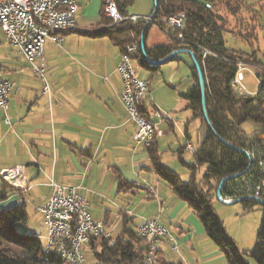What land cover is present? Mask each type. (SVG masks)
<instances>
[{
    "label": "crops",
    "instance_id": "obj_1",
    "mask_svg": "<svg viewBox=\"0 0 264 264\" xmlns=\"http://www.w3.org/2000/svg\"><path fill=\"white\" fill-rule=\"evenodd\" d=\"M76 2L75 30L63 35L61 47L51 42L44 46L49 94L43 93V83L16 53L11 59L1 55L0 81L10 82L13 88L6 111H0V171L23 166L31 189L20 195L18 190L9 186L13 192L7 200L0 202V207L24 206L27 213L29 205L40 217L42 227L36 208L48 200L51 194L49 185L56 182L80 187L92 217L104 223L110 231L119 226L122 230L136 231L145 220L157 216L158 221L170 230L172 223L177 224L176 218L167 216L164 208L158 215L157 201L147 195L149 187L155 189L161 204H164L161 196L167 195L169 199L175 198L172 209L179 202L190 208L156 176L147 149H132L135 127L127 121L119 99L121 81L115 72L120 51L107 37L89 36L103 27L104 0ZM259 6L264 9V1ZM255 33L253 44L256 49L264 51V12L261 26L255 29ZM3 44L0 38V46ZM243 49L249 50L247 47ZM133 63L137 76L149 83V93L142 107L150 112L148 115L157 125L158 132L165 128L173 130V114L163 118L150 95L153 77L159 73L162 64L150 65L155 67L148 70L142 68L135 57ZM140 70L150 76H140ZM154 111L160 118L151 116ZM173 113L176 116V112ZM4 116L8 117L10 125L4 123ZM196 121L200 129V121ZM160 133L154 139L159 157L162 154L158 137L166 134ZM186 133L182 151L186 150V145L192 146ZM133 202H137L136 207ZM132 206L133 210H130ZM144 210L146 213L142 214ZM114 216L120 220L118 223L112 222ZM189 220L190 217L177 224L179 239L176 240L181 248L185 246L198 256V247L209 239L205 231L196 226V221L190 220L195 222L193 229L189 226L184 229L183 223ZM133 224L134 228H129ZM160 251L159 255L166 261L188 264L180 254L174 257L165 244L160 246Z\"/></svg>",
    "mask_w": 264,
    "mask_h": 264
},
{
    "label": "trees",
    "instance_id": "obj_2",
    "mask_svg": "<svg viewBox=\"0 0 264 264\" xmlns=\"http://www.w3.org/2000/svg\"><path fill=\"white\" fill-rule=\"evenodd\" d=\"M133 1L115 0L117 9L123 17L129 16L127 9L132 6ZM263 1L156 0L157 11L154 17L156 24H160L162 18L179 13L186 15L182 32L183 41L176 43L173 50L161 48L149 51L145 48V54L151 62L164 60L175 50L190 51L202 73L205 83V111L213 131L209 130L204 122L201 92L196 70L192 67L193 86L187 95L181 97L188 103L187 108L191 111L193 120H199L201 127H204V133L193 153L195 163L189 168L191 178L188 183H183L178 175L160 163L154 140L147 148V152L156 176L169 186L177 198L188 205L200 220L208 239L224 254L227 264H247V257L256 264H264V207L248 199L261 177L255 163L264 155V102L260 97V89L256 95L249 96L236 93L231 86L238 63L257 70L263 66L261 55L264 51L256 49L253 44L256 40L255 29L262 23L264 9L259 4ZM151 13L148 16H151ZM241 14H245V17ZM228 18L236 21L238 32H229L226 29ZM101 24L103 27L89 36L107 37L119 49L120 54L130 45H137L135 58L139 59L140 66L148 70L154 69L152 67L156 65L150 67L146 63L140 48V40L147 34L144 23L123 22L115 25L104 16L102 10ZM226 35L249 50L228 48ZM204 50L208 53L203 57ZM257 77L259 85L264 86V73L257 74ZM140 111L145 119L149 120L148 113L145 110ZM245 123L256 125L258 132L245 134L242 130ZM213 132L229 145L249 153V158L223 145ZM250 162L252 165L247 170ZM203 166L206 169L199 184H196L194 173L197 168ZM236 174L241 176L223 184L222 198H244L240 202L243 212H250L255 206L262 209L256 240L248 253L237 249L211 206V200L215 197L220 181ZM7 185L4 182L0 185V202L7 200L13 192ZM127 185L128 183L125 184ZM27 220L24 206L0 207V264H63L54 257H48L45 261L38 258L42 240L32 232L17 231V226L19 224L26 226ZM113 242L112 245L106 240H94L90 243L96 264H143L141 258L144 257V250L141 249L142 241L136 231L124 228ZM157 262L180 264L166 261L159 254Z\"/></svg>",
    "mask_w": 264,
    "mask_h": 264
},
{
    "label": "built area",
    "instance_id": "obj_3",
    "mask_svg": "<svg viewBox=\"0 0 264 264\" xmlns=\"http://www.w3.org/2000/svg\"><path fill=\"white\" fill-rule=\"evenodd\" d=\"M108 8L112 24L118 25L123 22L135 24L139 21L145 24L147 34L144 38V47L149 51L161 48L173 50L176 43L183 41L182 32L186 23V15L176 14L162 18L160 24H156L151 16L123 17L117 9L115 0H108ZM77 12L76 0H0V38L15 51L18 57L29 66L33 75L43 83L44 94H49V84L45 76L44 46L46 42L62 46L63 35L76 28ZM129 47L130 57H122L120 54L115 67V72L121 81L119 99L124 107L127 121L135 127L132 149H147L153 143L150 141L151 132L142 125L138 110H146L142 107V102L149 93V83L138 78L131 60V52H134L133 45ZM207 53L204 50L203 57ZM261 59L263 66L258 71L264 73V52ZM246 67L249 66L243 63L237 64L232 89L238 94H245L242 72ZM12 88L13 84L10 82L0 81V111L2 112L7 109ZM130 93L138 94L139 106L131 105ZM151 115L160 118L159 113L155 111ZM3 121L6 125H10L7 116H4ZM185 149L190 153L195 152L191 145H186ZM245 153V156L249 158V153ZM251 165L250 162L247 170ZM255 167L261 177L248 197L264 201V155L258 163H255ZM0 181L18 190L20 195H25L31 189L25 178L23 166L1 170ZM49 187L50 197L36 208L45 230V235L39 236L43 246L42 261L47 260L48 252H58V259L63 264H85V254H93L90 246L92 241L106 240L109 245L114 243L111 232L105 224L92 217L80 187L61 185L56 182H51ZM147 195L157 201L155 189L149 187ZM222 199L225 203L238 200ZM157 209L160 215L163 209L158 203ZM157 217L145 220L136 230L142 241L141 249L144 250V257L141 258L143 264H152L146 260V253L152 247H159L160 254V246L163 244L168 247L171 254H180V244L170 230L158 221Z\"/></svg>",
    "mask_w": 264,
    "mask_h": 264
},
{
    "label": "rangeland",
    "instance_id": "obj_4",
    "mask_svg": "<svg viewBox=\"0 0 264 264\" xmlns=\"http://www.w3.org/2000/svg\"><path fill=\"white\" fill-rule=\"evenodd\" d=\"M153 10V0H134L131 7L127 9V14L141 16V14H149ZM245 17V14H241ZM247 15V14H246ZM229 19V20H228ZM226 22V29L229 32H238V25L235 20L232 18H228ZM227 47L230 49H240L244 50L245 46L240 44L234 38L229 35H226ZM1 55L8 56L9 59L16 57L15 51L8 47V45L4 42L2 47L0 46V59ZM2 64V63H1ZM193 67V63L191 58L187 53H178L175 56V60H171L169 62H165L160 66L159 73L155 75L153 78V82L151 83V98L154 100L155 104L159 109V113L163 118H169L170 114H173L174 118V129H160L159 131L166 133L159 138L158 146L160 149V163L174 172L179 176L180 180L183 183H188L191 178L190 174V166L194 165V159L192 153L188 151H182L181 147H183L186 143L185 132H187V136L190 138V143L192 147L196 150L199 146V139L202 138L204 133V127L199 129V124L196 120H193L191 111L187 109V102L181 98L182 95H187L189 90L193 86L192 77H191V68ZM258 70L254 67H246L243 74L242 85L245 89V94L249 96H254L258 92L259 88V80L257 74H260ZM140 76L146 75L150 76V73L140 70ZM139 78V77H138ZM173 112H176V116ZM176 117V118H175ZM242 130L245 134L251 135L255 132H258V127L252 123H245L242 126ZM180 149V150H179ZM206 167L197 168L194 173V181L196 184H199L203 172ZM3 183V182H1ZM163 184V183H162ZM1 185V184H0ZM164 185V184H163ZM8 186V185H7ZM164 204L160 203L157 199V203L159 206L167 211V216L170 218L175 217L177 224L183 220L196 221V226L199 225L201 231L203 226L200 220L193 214L191 209H188L187 206L184 207L180 202L174 206L172 209L171 203L175 201L174 196L172 198H168V196H161ZM152 199V198H151ZM137 202H133V206L136 207ZM133 206L130 210H133ZM211 206L218 216V218L224 224L226 234L228 237L234 242L237 249L240 252L248 253L255 243L256 234L260 225L262 209L259 206H255L250 212H243V207L240 203L224 205L220 201L214 197L211 200ZM32 207L28 205V220L26 226L23 224H19L17 226V231L19 232H27L28 230H32L34 234L38 236H44L45 230L41 227L40 217L33 212ZM115 215L117 213L116 209H114ZM169 210V211H168ZM148 212V211H147ZM145 210L142 214H145ZM166 214V213H165ZM112 222L114 220V224L120 221L116 218V216L112 217ZM186 221L183 223V228L186 229L194 228V223L192 221ZM175 221V222H176ZM172 223L170 225L171 234L178 240L179 232L176 227L178 225ZM134 225H131L129 228H134ZM106 226V225H105ZM114 229V228H113ZM111 230V236L114 240L122 233V229L119 226L117 229ZM206 243V244H205ZM203 246L198 247V256L195 253H191L188 248L183 246L180 249V255L183 256L184 259L188 261V264H196L198 261L200 264H227L224 254L220 251V249L215 246L210 240L201 243ZM142 245V243L140 244ZM188 250V251H186ZM175 257V255H174ZM177 257V256H176ZM205 260V262H203ZM247 264H256L252 259L246 258ZM198 263V264H199ZM85 264H96L95 257L93 254L86 253L85 254Z\"/></svg>",
    "mask_w": 264,
    "mask_h": 264
},
{
    "label": "water",
    "instance_id": "obj_5",
    "mask_svg": "<svg viewBox=\"0 0 264 264\" xmlns=\"http://www.w3.org/2000/svg\"><path fill=\"white\" fill-rule=\"evenodd\" d=\"M156 11H157L156 0H153V10H152V13H151V18H154V17H155V15H156ZM145 29H146V27H145ZM145 29H144V30H145ZM140 48H141V52H142V54H143V57L145 58L146 63L149 64V65H160V64H164L165 62H169V61L173 60L174 57H175L178 53H187V54L189 55V57L191 58V61H192V63H193V67L195 68V70H196V74H197L198 85H199L200 92H201V105H202V110H203L204 122H205L207 128H208L209 130L213 131L212 128H211V125H210V123H209V121H208V119H207L206 111H205V83H204V81H203L202 73H201V71H200V69H199V67H198V65H197V63H196V61H195V59L193 58L192 53H191L190 51H187V50H175V51H172V52L168 55V57H166V59H164V60H160V61H158L157 63L153 64V63L151 62V60H150V59L146 56V54H145L144 37H142L141 40H140ZM213 133H214V132H213ZM214 134H215V133H214ZM215 136L220 140V142H221L223 145H225L226 147L230 148L231 150H234V151H236V152H238V153H241V154H244V155L246 154L243 150H241V149H237V148H235V147L229 145L228 143L224 142V141L221 140L216 134H215ZM239 176H241V174L232 175V176H230V177L223 178V179L220 181V183H219V185L217 186V189H216V191H215V197H216V199H217L218 201H220L222 204H224V205H230V204L240 203V202H242V201L244 200V198H240V199L235 200V201H233V202H231V203H225V202L223 201L222 197H221V189H222L223 184H224L225 182H227V181H229V180H231V179L237 178V177H239ZM248 199L255 201V202L257 203V205H259V206H261V207H264V201H263V200L255 199V198H251V197H248Z\"/></svg>",
    "mask_w": 264,
    "mask_h": 264
},
{
    "label": "bare ground",
    "instance_id": "obj_6",
    "mask_svg": "<svg viewBox=\"0 0 264 264\" xmlns=\"http://www.w3.org/2000/svg\"><path fill=\"white\" fill-rule=\"evenodd\" d=\"M179 14L185 15L184 13H179ZM104 16L107 19L110 20V12H109V8H108V0H104ZM133 49H134V52H131V60L132 61H133L134 57L137 54V45L134 44L133 45ZM121 56L122 57H130V47H127L124 50V52L121 53ZM157 62L158 61H153L152 63L155 64ZM232 84H233V81L231 82V86H232ZM259 93L261 95L260 97L262 98V100L264 102V86H262V87L260 86ZM130 102H131L132 106H139V96H138L137 93H130ZM151 116L154 117V115H151ZM138 117H140L142 125L146 126L147 130H150V132H151L150 133V141L153 142V140L155 139L156 135H160L161 134L160 132L157 131V125L152 123V121L150 120V117H149V120H147V118L145 119V117L141 114L140 110H138ZM35 236H37V238H39L38 235H35ZM39 239H41V238H39ZM42 253H43V246L41 247L39 255H38V258L40 260H41V257H42ZM158 254H159V247H152V249L148 253H146V260L148 262H151L152 264H159L157 262ZM48 257H54V258L58 259V252H48ZM42 263H44V262H42Z\"/></svg>",
    "mask_w": 264,
    "mask_h": 264
}]
</instances>
